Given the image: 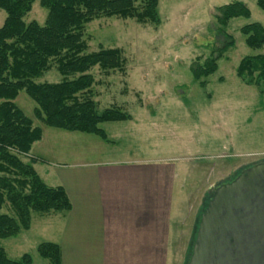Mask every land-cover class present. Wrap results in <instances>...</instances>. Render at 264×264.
<instances>
[{
  "label": "rangeland",
  "instance_id": "374dc122",
  "mask_svg": "<svg viewBox=\"0 0 264 264\" xmlns=\"http://www.w3.org/2000/svg\"><path fill=\"white\" fill-rule=\"evenodd\" d=\"M135 1L140 8L142 0ZM256 2L158 0L159 26L111 18L94 21L85 28L84 38L89 52L100 48L120 49L126 61L123 73L104 76L97 69L92 71L97 82L94 94L99 97L98 110L114 104L123 107L132 120L145 119L144 128L151 135L149 143H136V146L155 144L163 150L169 149L170 155L185 160L195 158L194 163L203 166H197L196 189H193L190 179L188 183V190H194L189 209L196 207L197 212L193 217L192 210H189L185 219L187 231L176 244V256L170 259L169 264L188 263L197 218L207 200L209 188L231 181L236 173L249 166L264 163V83L248 84V80L236 76V68L244 57L264 55V48L259 51L247 48L240 34V29L250 23L264 27V13ZM231 3L244 4L250 11V17L232 19L228 23L226 31L232 37L234 46L222 55L213 75L196 81L191 67L196 63L203 64L211 55H216V50L225 42L216 24V9ZM46 15L47 12L35 2L24 21L43 25ZM5 17L0 11V27ZM39 81L60 82L61 77L52 70ZM201 82L205 85L201 86ZM14 103L27 117L33 118L35 105L24 92L19 93ZM34 123L40 127L37 122ZM100 128L108 132L107 126ZM43 129L44 142L40 147L48 153V158H52L53 135L68 134ZM72 135L80 137L79 140L61 139V150L80 153L85 151L86 142H101L93 135ZM73 141L75 144H72ZM80 154L82 157L83 154ZM51 162L48 160L47 164ZM40 166L36 164V169L43 175ZM46 184L52 186L50 182ZM37 232L36 228L30 233L22 231L18 236L2 241L1 247L9 258L24 253L31 257L34 264H45L47 262L36 251V246L43 240ZM15 244L20 247L16 253Z\"/></svg>",
  "mask_w": 264,
  "mask_h": 264
},
{
  "label": "trees",
  "instance_id": "16d2710c",
  "mask_svg": "<svg viewBox=\"0 0 264 264\" xmlns=\"http://www.w3.org/2000/svg\"><path fill=\"white\" fill-rule=\"evenodd\" d=\"M35 2L47 12L43 25L24 21ZM256 5L264 13V0H257ZM157 7L158 0H142L140 8L135 0H0V11L6 16L0 27V264H33L28 254L11 260L1 242L28 231L32 214H65L71 209L64 189L48 187L34 169L39 160L30 152L41 140L43 128L93 135L108 142L100 126L132 120L115 104L98 110L92 71L97 69L104 76L123 73L126 61L120 49L89 52L84 38L86 26L111 18L159 26ZM216 12L218 31L225 42L216 55L191 67L196 81L213 75L222 55L234 46L226 31L228 23L250 17L241 3L219 7ZM240 34L250 50L264 48V27L260 24L250 23L240 29ZM52 70L60 75V82L39 81ZM236 76L248 84L264 83V55L244 57ZM21 92L35 105L33 118L14 103ZM36 251L48 264H61L57 245L42 243Z\"/></svg>",
  "mask_w": 264,
  "mask_h": 264
},
{
  "label": "crops",
  "instance_id": "0c3cea01",
  "mask_svg": "<svg viewBox=\"0 0 264 264\" xmlns=\"http://www.w3.org/2000/svg\"><path fill=\"white\" fill-rule=\"evenodd\" d=\"M144 121L105 124L108 142H86L82 157L61 150V139L79 140L73 133L53 135V160L40 147L45 129L32 146L30 155L39 160L43 175L34 165L36 173L45 185L52 184L48 187L64 189L71 209L32 214L27 233L36 228L41 243L57 245L61 264H169L176 256L189 210L193 217L197 212L196 207L189 209V200L198 183L197 166H203L155 144L136 146L151 137ZM14 246L16 253L20 247Z\"/></svg>",
  "mask_w": 264,
  "mask_h": 264
},
{
  "label": "water",
  "instance_id": "95a60500",
  "mask_svg": "<svg viewBox=\"0 0 264 264\" xmlns=\"http://www.w3.org/2000/svg\"><path fill=\"white\" fill-rule=\"evenodd\" d=\"M187 264H264V163L209 188Z\"/></svg>",
  "mask_w": 264,
  "mask_h": 264
}]
</instances>
